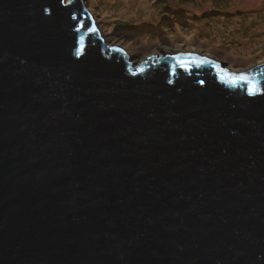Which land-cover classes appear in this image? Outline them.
Instances as JSON below:
<instances>
[{"label":"water","instance_id":"obj_1","mask_svg":"<svg viewBox=\"0 0 264 264\" xmlns=\"http://www.w3.org/2000/svg\"><path fill=\"white\" fill-rule=\"evenodd\" d=\"M130 58L83 0H0V264H264V62Z\"/></svg>","mask_w":264,"mask_h":264},{"label":"rangeland","instance_id":"obj_2","mask_svg":"<svg viewBox=\"0 0 264 264\" xmlns=\"http://www.w3.org/2000/svg\"><path fill=\"white\" fill-rule=\"evenodd\" d=\"M83 1L105 41L128 51L134 66L178 51L214 57L238 72L264 62V0ZM116 19L136 26L114 30Z\"/></svg>","mask_w":264,"mask_h":264},{"label":"snow or ice","instance_id":"obj_3","mask_svg":"<svg viewBox=\"0 0 264 264\" xmlns=\"http://www.w3.org/2000/svg\"><path fill=\"white\" fill-rule=\"evenodd\" d=\"M239 79H241V80H246V77L241 76V77H239ZM233 82H234V81H233ZM251 94H255L254 91H252Z\"/></svg>","mask_w":264,"mask_h":264},{"label":"bare ground","instance_id":"obj_4","mask_svg":"<svg viewBox=\"0 0 264 264\" xmlns=\"http://www.w3.org/2000/svg\"><path fill=\"white\" fill-rule=\"evenodd\" d=\"M124 12H128V10L127 11H124Z\"/></svg>","mask_w":264,"mask_h":264}]
</instances>
